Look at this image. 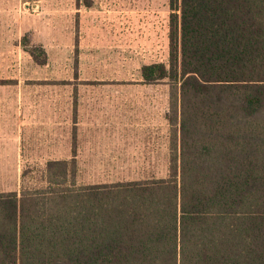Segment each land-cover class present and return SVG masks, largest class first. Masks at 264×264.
<instances>
[{"label": "trees", "instance_id": "1", "mask_svg": "<svg viewBox=\"0 0 264 264\" xmlns=\"http://www.w3.org/2000/svg\"><path fill=\"white\" fill-rule=\"evenodd\" d=\"M175 127L162 177L0 193V264H264V0H169ZM36 61L35 50H26Z\"/></svg>", "mask_w": 264, "mask_h": 264}, {"label": "rangeland", "instance_id": "2", "mask_svg": "<svg viewBox=\"0 0 264 264\" xmlns=\"http://www.w3.org/2000/svg\"><path fill=\"white\" fill-rule=\"evenodd\" d=\"M170 14L169 0H0L3 83L24 108L53 109L58 138L81 122V147L55 149L77 154L79 183L166 175L172 85L144 82L142 68L168 64ZM255 120L264 138V112ZM40 149L0 164V193L47 185Z\"/></svg>", "mask_w": 264, "mask_h": 264}, {"label": "crops", "instance_id": "3", "mask_svg": "<svg viewBox=\"0 0 264 264\" xmlns=\"http://www.w3.org/2000/svg\"><path fill=\"white\" fill-rule=\"evenodd\" d=\"M5 78L0 73V164L24 162V148H41L40 162L48 164L53 161H69L77 154L70 150L67 157L56 158V140H62L66 147H81L86 141L81 135V122H75L71 134L64 135L62 139L56 136V126L53 109L40 110L36 107L24 108L22 106V93L8 94L7 86L3 83ZM13 102V105L10 103ZM65 129V126H64ZM38 154V153H36ZM14 192V191H10Z\"/></svg>", "mask_w": 264, "mask_h": 264}]
</instances>
